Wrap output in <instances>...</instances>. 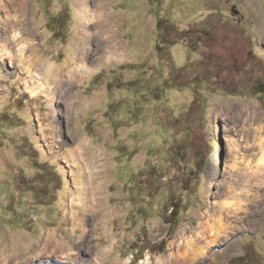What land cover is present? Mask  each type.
I'll use <instances>...</instances> for the list:
<instances>
[{
	"label": "rangeland",
	"instance_id": "1",
	"mask_svg": "<svg viewBox=\"0 0 264 264\" xmlns=\"http://www.w3.org/2000/svg\"><path fill=\"white\" fill-rule=\"evenodd\" d=\"M24 1L0 0V264H159L221 219L201 264H264V0H111L121 55L75 85L98 46L80 0ZM14 30L34 74L54 66L53 99L8 63ZM84 164L105 220L77 202ZM61 237L72 263L51 255Z\"/></svg>",
	"mask_w": 264,
	"mask_h": 264
},
{
	"label": "bare ground",
	"instance_id": "2",
	"mask_svg": "<svg viewBox=\"0 0 264 264\" xmlns=\"http://www.w3.org/2000/svg\"><path fill=\"white\" fill-rule=\"evenodd\" d=\"M110 1L111 0H80V4L78 5V10H77L78 14H79V18L84 23V25L85 24L89 25L87 30L94 31V32H89V33L86 31V32H84L85 35L81 33L84 36V37L82 36V38H81L82 44L84 42L85 43L87 42L88 37L89 38L93 37L94 40L98 42V46L92 52L88 53L87 52L88 49L84 50L83 45H82L81 50L83 52H81L82 54L80 53L79 58L77 57L78 58V59H76L77 67L75 68V70L72 71L71 80H72L73 85L77 84L80 81V79H82L84 76L86 77V75L91 72V66H94L97 62V60H87V58L91 59L93 56H96V54L102 53L109 60V59H115L116 57L121 55V48H120L119 43H118L119 41L117 42V36L113 32V20H112L113 12L111 11ZM25 4H26V1H24L23 6H25ZM26 6H27V4H26ZM18 21H19V19L16 16L13 20V25H14V23H17ZM10 33H12V32H10ZM24 35L25 34H23L21 32V30L20 31L14 30L13 34L10 38L11 39L10 43H9V39H8L7 48L5 46L6 49L4 50V55H6L5 56L6 58L8 57V59H9L8 63L12 66L14 65L15 61L16 62L18 61L20 64V67L22 68L21 69L22 73L26 72L28 77H31L33 79V81H31V82L32 83L34 82L35 85H37V86L35 88H33L30 93L37 95V93H39L40 91H44L46 93L47 97L49 96L50 99H53L55 97V94L58 91H60V89L62 88L58 84V81L60 80V78L56 79L57 75H56L54 66H52V65L48 66L46 69V72L43 74H38V73L34 74L33 73V70H32V67L34 66L33 58L35 57L37 59V62H39V61L41 62V60H40V56L37 53H34L35 50L31 51L33 54L31 52H29L30 49H33V48H30L31 45H29L28 43H24V42L22 43V39L25 38ZM30 39H32V38H30ZM7 44H5V45H7ZM71 59H73V58H71ZM44 62H46V61H43V63ZM17 69H19V68H17ZM33 69H34V67H33ZM43 70H44V68H43ZM58 76H60V75L58 74ZM28 81H30V80H28ZM72 83H71V85H72ZM28 89H30V88H28ZM36 89H39L40 91H37ZM66 94H68V93H66ZM75 152H76V150H75ZM76 153H78V152H76ZM83 166L85 168V169H83V171H85V172L82 171L84 173V176H83L82 185L80 186L81 190H80V192H76V193H79L78 195L80 196V198L78 199L77 202L80 203V205L85 207V209H87V211H89L91 213L90 218L92 221L95 222L97 217H101L105 220V218H107L108 213H105L106 207H105V204L103 202V198L101 197L102 194H105V192H103L104 189H103L102 183L97 182V179H96L98 170L96 167H93V165L89 166L87 164H84ZM97 166H98V164H97ZM77 205H79V204H77ZM71 207H74V205L72 204ZM76 213H74L73 211L71 212L72 216L77 217V221L80 222V219ZM118 214H120V213H118ZM221 220H219V222H218V224H216V226H215V224H211L210 222H207V221L204 223H200L199 227H197V229L192 232V236L189 235L190 236L189 238L184 239L181 243L178 244V246H179L178 251H180V252L177 253L176 255L169 254L163 260H160L159 264H201L202 260H205V255L208 254V251L210 250V248L213 247L215 244H217L219 242V240L221 238H223V235L226 234V232H227L226 229L223 230L221 228V226H222ZM94 226H96V225H93V227ZM55 234L53 235L54 238L56 237ZM54 243H55V245L51 246V248H52V254L51 255L55 256L58 261H63L66 263H72L73 259H74V256L71 252L72 249L67 244V242L63 239V237H61L58 241H55ZM19 244H21V243H19ZM26 248L31 249V251H34L35 247H34V245H30V246H26ZM27 249H26V251H27ZM106 249H108V247ZM99 254L101 255V253H99ZM49 255H50V253H49ZM84 262H86V261H84ZM101 262H102V260H101ZM89 264H96V263L95 262H89Z\"/></svg>",
	"mask_w": 264,
	"mask_h": 264
},
{
	"label": "crops",
	"instance_id": "3",
	"mask_svg": "<svg viewBox=\"0 0 264 264\" xmlns=\"http://www.w3.org/2000/svg\"><path fill=\"white\" fill-rule=\"evenodd\" d=\"M160 121H161V120H160ZM161 122H163V121H161ZM163 124H164V122H163ZM163 124H159V127H164ZM166 130H168V129H166Z\"/></svg>",
	"mask_w": 264,
	"mask_h": 264
},
{
	"label": "trees",
	"instance_id": "4",
	"mask_svg": "<svg viewBox=\"0 0 264 264\" xmlns=\"http://www.w3.org/2000/svg\"><path fill=\"white\" fill-rule=\"evenodd\" d=\"M173 210H175V208L173 207Z\"/></svg>",
	"mask_w": 264,
	"mask_h": 264
}]
</instances>
